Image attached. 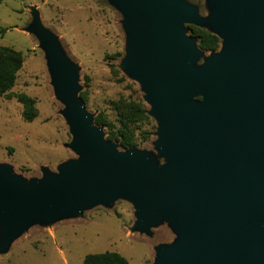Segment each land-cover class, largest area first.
I'll use <instances>...</instances> for the list:
<instances>
[{
	"label": "water",
	"instance_id": "95a60500",
	"mask_svg": "<svg viewBox=\"0 0 264 264\" xmlns=\"http://www.w3.org/2000/svg\"><path fill=\"white\" fill-rule=\"evenodd\" d=\"M132 32L128 69L146 91L158 122L160 166L135 150L118 152L102 138L76 93L74 69L36 20L62 111L80 158L21 182L0 166L4 249L31 219L50 220L91 201L117 196L135 207L137 226L175 222V246L156 264H264V0H208L212 29L228 54L193 64L198 51L182 24H200L181 0H114Z\"/></svg>",
	"mask_w": 264,
	"mask_h": 264
},
{
	"label": "rangeland",
	"instance_id": "374dc122",
	"mask_svg": "<svg viewBox=\"0 0 264 264\" xmlns=\"http://www.w3.org/2000/svg\"><path fill=\"white\" fill-rule=\"evenodd\" d=\"M193 7L203 27L220 39L216 50L205 51L182 24L185 37L198 51L200 66L207 59L228 54L226 40L208 20V0H181ZM128 14L114 0H2L0 3V45L21 52L23 63L10 96L0 97V166L8 167L21 182L43 181V171L59 175L60 166L80 158L71 148L73 138L62 111L67 105L59 96L50 70L47 52L34 31L36 20L53 37L74 69L76 93L102 138L118 152L135 150L160 166L170 159L159 152L158 122L150 114L146 91L128 69L131 30ZM24 93L34 99L36 115L24 120L23 106L15 97ZM127 114H124L127 112ZM134 111L132 119L129 114ZM95 119L109 122L114 131L129 120L134 146L119 147L109 139V128ZM264 182V168L261 170ZM264 194V184L262 187ZM0 213V245L2 222ZM264 225V214L260 218ZM135 207L127 199H99L75 212L52 219L25 222L0 249V264H81L88 253L116 251L128 264H156L159 247L175 246L181 236L175 222L160 218L147 230L137 226ZM264 250V237L258 239Z\"/></svg>",
	"mask_w": 264,
	"mask_h": 264
},
{
	"label": "trees",
	"instance_id": "16d2710c",
	"mask_svg": "<svg viewBox=\"0 0 264 264\" xmlns=\"http://www.w3.org/2000/svg\"><path fill=\"white\" fill-rule=\"evenodd\" d=\"M2 0H0V3ZM0 32H4L0 28ZM188 33L198 39V46L205 51H212L218 48L220 39L214 33L203 27L193 26L188 27ZM23 57L20 51L12 47L0 45V97L10 96V90L13 87L17 72L21 68ZM15 97L22 104V116L24 120L31 121L36 115L34 107V99L24 93L16 94ZM125 112L124 114H127ZM134 111L129 114V120L132 119ZM129 120L123 121L117 128V131L112 129V125L104 120L95 119L97 124H105L109 130V139H118L121 149H128L134 146L132 128L129 126ZM81 264H128V260L116 251H104L99 253H88L84 256Z\"/></svg>",
	"mask_w": 264,
	"mask_h": 264
}]
</instances>
